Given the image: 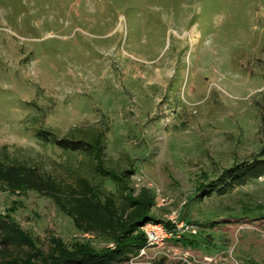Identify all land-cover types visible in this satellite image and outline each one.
Returning a JSON list of instances; mask_svg holds the SVG:
<instances>
[{
	"label": "rangeland",
	"instance_id": "rangeland-1",
	"mask_svg": "<svg viewBox=\"0 0 264 264\" xmlns=\"http://www.w3.org/2000/svg\"><path fill=\"white\" fill-rule=\"evenodd\" d=\"M263 107L264 0H0V160L36 165L65 187L95 183L94 162L38 135L97 134L104 168L132 172L126 192L98 185L94 220L5 189L0 215L56 264L113 249L148 201L170 247L147 249L140 227L130 240L145 246L126 264H264V173L205 197L224 171L264 160Z\"/></svg>",
	"mask_w": 264,
	"mask_h": 264
},
{
	"label": "trees",
	"instance_id": "trees-1",
	"mask_svg": "<svg viewBox=\"0 0 264 264\" xmlns=\"http://www.w3.org/2000/svg\"><path fill=\"white\" fill-rule=\"evenodd\" d=\"M260 132L264 137V107L259 110ZM48 142L46 136H52L51 144L63 154L80 152L79 155L89 158L93 163L95 183L81 177H76V187L63 186L51 174L46 173L36 165H28L15 160L4 158L0 160V189L11 192H34L43 198L50 199L60 207L74 222L81 219L94 220L93 200L98 185L106 181L112 182L119 190H130L127 185L132 172L121 173L106 170L103 166V157L106 143L101 142L100 136L94 134L91 140L57 139L49 132L38 135ZM264 157V148L260 158ZM264 160L255 159L250 163H242L224 171L221 177L210 183L205 197L223 196L235 188L246 186L249 182L262 177ZM95 184V185H94ZM203 189V188H202ZM62 197L67 200L62 203ZM128 202H131L130 200ZM139 202L141 207L140 219L124 230L121 242L115 243L113 249L103 251H79L68 253L59 259L56 264H126L130 255L140 251L145 246V239L130 240L134 232L150 222H157L147 214L150 203ZM131 226V227H130ZM43 255L35 242L9 216L0 215V264H43ZM45 264V263H44Z\"/></svg>",
	"mask_w": 264,
	"mask_h": 264
},
{
	"label": "built area",
	"instance_id": "built-area-1",
	"mask_svg": "<svg viewBox=\"0 0 264 264\" xmlns=\"http://www.w3.org/2000/svg\"><path fill=\"white\" fill-rule=\"evenodd\" d=\"M159 205L164 206L168 205L169 201L167 199H164L160 195H158ZM171 220L174 221L176 219L177 215L176 213L171 214ZM181 233L183 234H189V235H196V228L192 226H184L182 224L179 227ZM141 230L145 233V239H146V248L147 249H166L170 247L171 238L173 235L168 232V230L164 229L161 225H156L153 223H146L141 227ZM143 252V251H142Z\"/></svg>",
	"mask_w": 264,
	"mask_h": 264
}]
</instances>
